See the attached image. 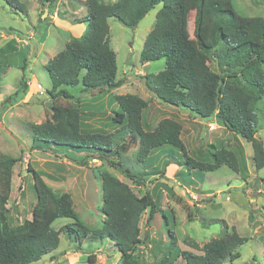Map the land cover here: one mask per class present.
I'll return each instance as SVG.
<instances>
[{
	"label": "trees",
	"instance_id": "16d2710c",
	"mask_svg": "<svg viewBox=\"0 0 264 264\" xmlns=\"http://www.w3.org/2000/svg\"><path fill=\"white\" fill-rule=\"evenodd\" d=\"M38 1L44 5L58 0ZM85 6L87 15L77 23H87L88 29L80 37L72 36L65 48L45 65L51 82L47 94L52 102V113L44 122L30 125L32 151L55 159L64 151L84 154L80 161L83 165L98 158L135 185L143 186L147 177L158 173L148 172L145 167L125 169L124 140L130 134L139 141L137 160L140 163L147 162L155 150L170 146L182 151L187 157L186 164L199 171L213 172L227 166L244 175L243 157L240 163L237 154L227 148L212 152V163L188 157L182 140L183 126L178 121L166 118L153 130H145L143 115L148 101L137 95H113L118 110L111 117L116 124V130L111 133L89 128L86 122L94 113L89 114L81 104L59 103L61 98L79 102L70 89L80 85L83 93L112 92L121 87L109 20L116 19L128 28H136L152 10L161 6L155 25L145 39L140 61L148 64L165 60V68L157 74L141 76L147 91L166 105L190 111L195 118L216 120L250 143L256 170L264 168V144L257 137L256 113V104L264 98L263 17L239 15L233 0H85ZM190 10L195 11L197 48L189 40ZM3 52L17 50L11 43ZM23 60L22 70L26 71V58ZM212 61L217 62L218 71L212 69ZM6 62L0 61V72L8 67ZM25 77L21 81L24 88ZM12 99L9 97L4 104ZM112 153L116 160L108 158ZM20 161V158L0 154V264L38 263L58 250L63 234L76 244L77 251L86 241L112 243L121 255L118 264H174L180 257L184 264H234L241 257L239 248L248 241L234 227L230 232L223 221L226 230L221 237L211 239L202 248L197 243L192 244L193 249L201 252L197 254L179 251L176 233L170 228L166 252L151 263L138 261L139 246L149 245L147 239L141 237L142 217L148 211L149 224L160 210L153 194L146 192L138 196L116 175L100 169L96 177L101 183L104 220L99 227L89 228L80 220L72 195L54 190L30 164L27 171L33 175L36 204L31 219L11 226L7 205L12 194L13 169ZM62 218L72 221L55 229L54 223ZM94 260L95 255L88 257L89 263Z\"/></svg>",
	"mask_w": 264,
	"mask_h": 264
},
{
	"label": "rangeland",
	"instance_id": "374dc122",
	"mask_svg": "<svg viewBox=\"0 0 264 264\" xmlns=\"http://www.w3.org/2000/svg\"><path fill=\"white\" fill-rule=\"evenodd\" d=\"M233 3L239 15L264 18V0H233ZM160 8L152 10L136 28H128L116 19L109 20L110 41L117 55V80L121 82V87L112 92L83 93V86L80 85L70 89L79 102L61 98L59 103L81 104L89 114L94 113L87 119L89 128L111 133L116 130L111 117L118 110L113 95H137L148 101L143 115L145 130H153L166 118L178 121L183 126L182 140L188 157L212 163V152L227 148L237 154L240 163L244 159L241 164L244 175L227 166L213 172L199 171L186 164L187 157L182 151L170 146L155 150L147 162L140 163L137 160L139 141L130 134L124 140L125 169L145 167L148 172L158 173L155 177H147L143 186L135 185L98 158L83 165L80 161L84 154L64 151L60 153V158L55 159L32 151L30 125L44 122L52 113V102L47 94L51 90V82L45 65L65 48L72 36L78 33L81 36L88 29L87 23H77L78 19L87 15V8L85 0H58L55 4L45 2L44 5L38 0H0V61L7 60L8 66L0 72V154L21 159L13 169L12 194L7 205L10 224L16 226L32 217L36 196L33 175L27 171L30 164L54 190L72 195L76 212L85 225L99 227L104 215L101 212V183L96 172L104 169L130 185L138 196L150 192L159 204L160 210L149 224L148 211L142 217L141 237L147 239L149 245L139 246L136 260L157 261L169 246L170 228L176 233L179 251L200 254L192 244L197 243L202 248L211 239L221 237L226 230L225 221L230 232L234 227L240 236L248 238L239 248L241 257L234 264H264V168L256 170L252 145L226 131L216 120H200L188 110L162 103L147 91L141 78L157 74L165 68V60L148 64L140 61L145 39L155 25ZM194 19L195 11L190 10L189 40L197 48ZM11 43L17 52H3ZM24 58L26 71L22 70ZM210 65L218 71L217 62L212 61ZM24 75L26 88L21 84ZM9 97L13 98L11 102L3 104ZM256 113L257 137L264 144V98L256 104ZM108 158L117 159L113 153ZM71 221L58 219L53 227L60 229ZM75 245L64 234L61 235L58 250L46 256L48 258L44 257L42 263L118 264L120 260L121 255L108 241H86L79 245L81 250L77 248L78 251ZM92 255H95V260L89 263L88 257ZM174 264H184V261L180 257Z\"/></svg>",
	"mask_w": 264,
	"mask_h": 264
},
{
	"label": "crops",
	"instance_id": "0c3cea01",
	"mask_svg": "<svg viewBox=\"0 0 264 264\" xmlns=\"http://www.w3.org/2000/svg\"><path fill=\"white\" fill-rule=\"evenodd\" d=\"M45 18H46V17H45ZM75 35H77V36H74V37H80V36H79V33H78V34H75ZM14 36H17V35L14 34ZM81 36H82V35H81ZM39 86H40V85H39ZM41 89H42V88H41ZM4 103H5V102H4ZM4 103H3V104H4ZM221 126H222V125H221ZM222 128H224L226 131H228L225 127L222 126ZM32 146H33V141H32ZM46 182H47V181H46ZM31 216H32V215H31ZM52 254H55V253H52ZM75 254H76V253H75ZM119 254H120V253H119ZM46 258H48V257H46ZM43 261H45V258H43V259L41 260L40 263L38 262V264H43V263H42ZM47 263H48V262H47Z\"/></svg>",
	"mask_w": 264,
	"mask_h": 264
},
{
	"label": "built area",
	"instance_id": "2783aa9c",
	"mask_svg": "<svg viewBox=\"0 0 264 264\" xmlns=\"http://www.w3.org/2000/svg\"><path fill=\"white\" fill-rule=\"evenodd\" d=\"M39 88L41 89V86H39Z\"/></svg>",
	"mask_w": 264,
	"mask_h": 264
}]
</instances>
